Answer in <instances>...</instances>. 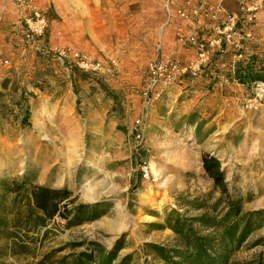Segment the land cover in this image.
<instances>
[{
	"label": "rangeland",
	"instance_id": "obj_1",
	"mask_svg": "<svg viewBox=\"0 0 264 264\" xmlns=\"http://www.w3.org/2000/svg\"><path fill=\"white\" fill-rule=\"evenodd\" d=\"M34 1L48 20L47 53L23 54L17 29L5 38L8 57L0 52V74L12 77L0 79V195L23 180L70 197L45 227L1 231L0 264H73L69 256H98V248H119L118 259L132 256L130 264H163L146 244L174 245L168 215L200 216L204 210L183 202L209 208L220 196L202 170L205 153L219 161L228 196L242 197L246 212L264 210V35L238 22L225 36L224 14H210L195 28L205 66L151 86L147 66L160 43L167 62L189 69L196 61L176 42L179 30L192 28L166 26L161 0ZM208 4L239 17L236 0ZM74 53L94 69L79 70ZM87 179L109 195L89 201ZM13 198L0 203L1 218L16 210ZM85 205L100 218L69 225L63 215ZM120 211L130 226L114 232ZM262 224L229 264L264 259Z\"/></svg>",
	"mask_w": 264,
	"mask_h": 264
},
{
	"label": "trees",
	"instance_id": "obj_2",
	"mask_svg": "<svg viewBox=\"0 0 264 264\" xmlns=\"http://www.w3.org/2000/svg\"><path fill=\"white\" fill-rule=\"evenodd\" d=\"M202 170L213 182V190L220 194L209 208L205 203L197 200L183 202L185 207L194 210L202 209L204 213L194 218H185L176 212H171L166 219V227L175 236L172 247L166 248L160 245L146 244L153 251V259L163 264H229L230 258L236 253L248 236L262 227L264 210L246 212V201L228 196V187L224 182V174L220 170L219 161L210 154L202 155ZM3 180L0 179V185ZM0 195L2 203L8 195L13 196V203L17 205L13 213L7 209L2 210L0 217V232H9L23 228L45 227L46 220L52 219L59 212V205L70 197L69 192L60 189L53 190L47 186L27 184L21 181L19 184H11ZM2 207V206H1ZM221 210V211H220ZM75 214L69 219V215H63L72 225L77 222H92L100 218L95 210V205L79 206ZM9 218V219H8ZM196 225V227H194ZM17 239L16 236L9 237ZM94 253L82 252L74 258L73 264H130L132 256L118 259V249L114 248L106 252L104 249ZM256 264H264V259L259 258Z\"/></svg>",
	"mask_w": 264,
	"mask_h": 264
},
{
	"label": "built area",
	"instance_id": "obj_3",
	"mask_svg": "<svg viewBox=\"0 0 264 264\" xmlns=\"http://www.w3.org/2000/svg\"><path fill=\"white\" fill-rule=\"evenodd\" d=\"M236 2L239 7V17L230 15L219 7L209 6L208 0H161L166 26L177 22L178 25L185 24L192 28L188 34L179 30L176 42L182 49L194 50L196 61L189 69L181 67L178 61L167 62L162 56L163 51L160 43L157 50L158 57L147 66L151 86L166 83L174 75H195L205 66L203 63L209 59V55L205 51L204 40L197 37L195 28L201 26L202 22H205V17L210 14L211 16L218 13L224 14L227 21V25L223 28L225 36H229L238 22L241 26H245L244 28L247 25L252 27L255 34L264 35V0H236ZM12 3L18 10V22L15 29L23 34L24 45L20 49L21 52L24 54L29 50H35L37 53L46 54L44 43L48 20L42 13V9L31 0H12ZM12 36H14V31ZM73 58L76 60L75 65L79 70L94 69L93 65L89 63V59L76 53L73 54ZM3 63L6 65L8 62L3 61ZM140 124V122H136V125ZM140 135L141 133L137 135V139L140 138Z\"/></svg>",
	"mask_w": 264,
	"mask_h": 264
},
{
	"label": "crops",
	"instance_id": "obj_4",
	"mask_svg": "<svg viewBox=\"0 0 264 264\" xmlns=\"http://www.w3.org/2000/svg\"><path fill=\"white\" fill-rule=\"evenodd\" d=\"M31 1L34 2L35 4L38 3L34 0ZM163 14H164V10H163ZM17 22H18V10L13 5L12 0H0V52L3 50L2 51L3 55L1 58L8 57V54L5 52L6 49L5 38L9 39L12 37L13 35L12 31L15 30V27L17 26ZM169 26H171V24ZM11 72H16V71L12 70ZM1 78L10 79L12 77L8 73L3 72V74H0V79Z\"/></svg>",
	"mask_w": 264,
	"mask_h": 264
},
{
	"label": "bare ground",
	"instance_id": "obj_5",
	"mask_svg": "<svg viewBox=\"0 0 264 264\" xmlns=\"http://www.w3.org/2000/svg\"><path fill=\"white\" fill-rule=\"evenodd\" d=\"M39 117L36 115L35 116V121L37 122ZM97 187H92L89 185L88 179L84 182V187H83V194L85 198H87L89 201H96L99 200L102 197H106L109 195V192L103 191V192H98L96 190ZM100 188V187H98ZM118 219L116 220L117 222H114L113 224L110 225L111 229L114 232H122L126 229L129 228L130 226V221L128 219V216L120 211L119 216H117Z\"/></svg>",
	"mask_w": 264,
	"mask_h": 264
}]
</instances>
